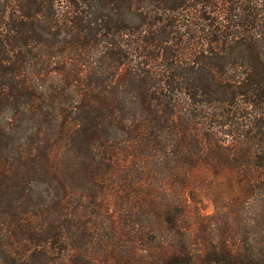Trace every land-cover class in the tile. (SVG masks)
Masks as SVG:
<instances>
[{"label": "trees", "instance_id": "16d2710c", "mask_svg": "<svg viewBox=\"0 0 264 264\" xmlns=\"http://www.w3.org/2000/svg\"><path fill=\"white\" fill-rule=\"evenodd\" d=\"M0 264H264V0H0Z\"/></svg>", "mask_w": 264, "mask_h": 264}, {"label": "rangeland", "instance_id": "374dc122", "mask_svg": "<svg viewBox=\"0 0 264 264\" xmlns=\"http://www.w3.org/2000/svg\"><path fill=\"white\" fill-rule=\"evenodd\" d=\"M202 207H203L204 213L206 214H210L213 211V207L209 201H204Z\"/></svg>", "mask_w": 264, "mask_h": 264}]
</instances>
